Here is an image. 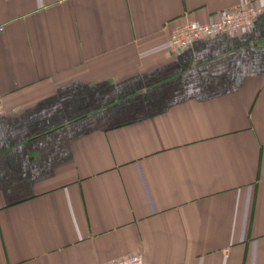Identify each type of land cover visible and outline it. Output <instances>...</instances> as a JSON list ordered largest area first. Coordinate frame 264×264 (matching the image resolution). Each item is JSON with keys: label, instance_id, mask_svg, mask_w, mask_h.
<instances>
[{"label": "crops", "instance_id": "1", "mask_svg": "<svg viewBox=\"0 0 264 264\" xmlns=\"http://www.w3.org/2000/svg\"><path fill=\"white\" fill-rule=\"evenodd\" d=\"M264 0H0V264H264Z\"/></svg>", "mask_w": 264, "mask_h": 264}, {"label": "built area", "instance_id": "2", "mask_svg": "<svg viewBox=\"0 0 264 264\" xmlns=\"http://www.w3.org/2000/svg\"><path fill=\"white\" fill-rule=\"evenodd\" d=\"M263 5L245 2L211 16L206 22L186 21L176 27L168 38V48L179 53L194 43L212 39L218 35H232L250 29L255 19L263 12ZM3 114L0 103V116ZM106 264H144L143 256L134 253Z\"/></svg>", "mask_w": 264, "mask_h": 264}]
</instances>
